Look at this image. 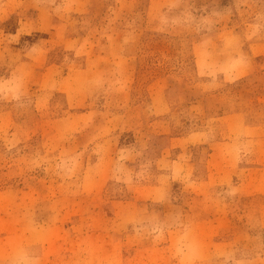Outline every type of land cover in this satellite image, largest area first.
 I'll return each instance as SVG.
<instances>
[{
    "label": "rangeland",
    "instance_id": "1",
    "mask_svg": "<svg viewBox=\"0 0 264 264\" xmlns=\"http://www.w3.org/2000/svg\"><path fill=\"white\" fill-rule=\"evenodd\" d=\"M0 264H264V0H0Z\"/></svg>",
    "mask_w": 264,
    "mask_h": 264
}]
</instances>
